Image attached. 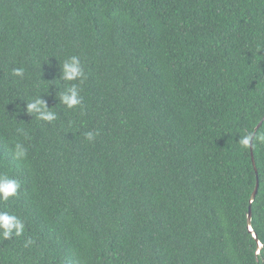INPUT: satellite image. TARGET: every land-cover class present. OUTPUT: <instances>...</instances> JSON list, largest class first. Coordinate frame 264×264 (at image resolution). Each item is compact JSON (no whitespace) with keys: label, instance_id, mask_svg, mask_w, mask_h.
I'll list each match as a JSON object with an SVG mask.
<instances>
[{"label":"trees","instance_id":"16d2710c","mask_svg":"<svg viewBox=\"0 0 264 264\" xmlns=\"http://www.w3.org/2000/svg\"><path fill=\"white\" fill-rule=\"evenodd\" d=\"M257 45L264 0H0V175L20 182L0 212L24 223L0 264H264Z\"/></svg>","mask_w":264,"mask_h":264},{"label":"clouds","instance_id":"9594fccd","mask_svg":"<svg viewBox=\"0 0 264 264\" xmlns=\"http://www.w3.org/2000/svg\"><path fill=\"white\" fill-rule=\"evenodd\" d=\"M264 50V45H257L256 51L261 53ZM63 75L62 79L66 81L80 80L83 83L85 77L84 68L81 64L79 56L73 55L68 57L62 66ZM25 67H14L12 69V75L16 77L23 78L25 75ZM80 89L76 84H73L67 89L66 92L61 93L60 101L67 108L72 109L75 106L81 104V97L79 95ZM27 111L29 113H35L38 119L53 121L56 119V114L48 110L47 103L44 99L37 97L31 102L27 103ZM99 135V132L88 131L84 133L85 139L89 142H94L96 136ZM252 133L249 132L247 135H244L241 139V144L243 146H248L251 139ZM264 139V137H261ZM15 155L17 157H24L26 155V149L22 143H16L15 145ZM20 188V182L18 179L9 178L4 175H0V199L7 201L10 197H13L17 194L18 189ZM0 229H2V235L4 238H10L13 235V229H15V235L19 236L23 233L24 223L19 220L18 217L10 215L8 212H0ZM32 241L29 240L26 242L31 244Z\"/></svg>","mask_w":264,"mask_h":264},{"label":"water","instance_id":"95a60500","mask_svg":"<svg viewBox=\"0 0 264 264\" xmlns=\"http://www.w3.org/2000/svg\"><path fill=\"white\" fill-rule=\"evenodd\" d=\"M263 121H264V118H263V120H261V122L257 125V127H256V129H255V133L259 130V128L261 127ZM253 138H254V135H253L252 140H251V148H253ZM253 155H254V154H253V151H252V157H253L252 159H253V163H254V165H255V159H254V156H253ZM258 187H259V181H257V186H256V188H255V190H254V192H253L252 200L255 198V196H256V194H257V192H258ZM251 221H252V211H251V209H250V210H249V214H248V222H249V225H250V229L252 230V227H251ZM255 236H256V234H255Z\"/></svg>","mask_w":264,"mask_h":264}]
</instances>
